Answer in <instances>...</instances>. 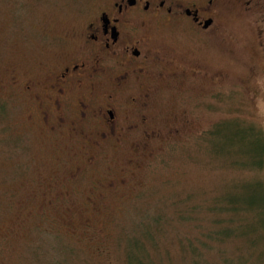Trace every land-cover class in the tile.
<instances>
[{"label": "rangeland", "instance_id": "1", "mask_svg": "<svg viewBox=\"0 0 264 264\" xmlns=\"http://www.w3.org/2000/svg\"><path fill=\"white\" fill-rule=\"evenodd\" d=\"M87 2L0 0V264H125L124 232L157 213L165 217L160 248L173 264H190L175 250L210 225L213 199L238 181L264 182L250 133H264V20L226 3L212 39L158 37L194 61L186 78L153 88L148 128L159 136L129 133L95 147L67 127L49 133L31 97L11 85L44 80L70 52V36L92 13ZM198 67L207 79L190 75ZM187 205L198 208L199 224L176 219ZM211 244L203 263L227 264L225 252L231 264H255L238 239Z\"/></svg>", "mask_w": 264, "mask_h": 264}, {"label": "flooded vegetation", "instance_id": "2", "mask_svg": "<svg viewBox=\"0 0 264 264\" xmlns=\"http://www.w3.org/2000/svg\"><path fill=\"white\" fill-rule=\"evenodd\" d=\"M87 1L92 13L70 36V52L44 80L32 77L19 85L11 79V85L31 97L49 133H63L67 127L72 137L95 147L119 142L129 133L145 140L159 136L148 128L153 88L161 80L186 78L187 64L194 61L158 37L174 40L181 33L212 39L226 3L251 17L259 11L258 19L264 20V0ZM190 75L207 79L209 74L198 67ZM165 131L174 135L179 130L173 126Z\"/></svg>", "mask_w": 264, "mask_h": 264}, {"label": "trees", "instance_id": "3", "mask_svg": "<svg viewBox=\"0 0 264 264\" xmlns=\"http://www.w3.org/2000/svg\"><path fill=\"white\" fill-rule=\"evenodd\" d=\"M250 133L255 137L254 140L258 145L257 153L253 154L256 165L252 167L259 169L264 166V159L261 160V164L257 165V158H264V133L256 132L254 129H251ZM255 190L263 193L264 182L259 180L238 181L233 184V191L228 190L225 195L214 198L213 202L205 208L211 219L210 225L207 228L197 225L195 235L191 238L179 239L178 250H175L179 252L178 255H189L190 264H210L202 262L204 250H213L212 242L223 244L230 238H235L240 240L242 246L248 248L247 250L251 249V258L255 264H264V230L262 227L264 226V195L257 196L258 193ZM185 205L183 203V207ZM179 210L175 215L179 222L187 220L190 223L199 224L197 207L187 205L183 211ZM192 213L193 216H190ZM164 219L165 217L158 213L151 214L145 216L144 219H138L134 224V229L124 232L125 246L122 256L125 264H173L171 252L162 250L159 246L160 237L163 240L165 236ZM126 247L128 251L124 253ZM68 248L66 247L67 250ZM64 250L65 248L62 249L63 253H65ZM70 253L74 254L75 250L71 248ZM163 255L167 257L164 262ZM222 259L227 264H231V258L227 257L225 252ZM236 261L237 263L234 262V264H245L246 260L243 257H236ZM55 264L65 263L61 260Z\"/></svg>", "mask_w": 264, "mask_h": 264}]
</instances>
